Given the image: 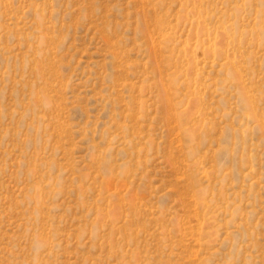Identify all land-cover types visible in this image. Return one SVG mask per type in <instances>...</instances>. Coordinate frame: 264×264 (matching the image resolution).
<instances>
[{"label":"rangeland","instance_id":"1","mask_svg":"<svg viewBox=\"0 0 264 264\" xmlns=\"http://www.w3.org/2000/svg\"><path fill=\"white\" fill-rule=\"evenodd\" d=\"M0 264H264V0H0Z\"/></svg>","mask_w":264,"mask_h":264},{"label":"bare ground","instance_id":"2","mask_svg":"<svg viewBox=\"0 0 264 264\" xmlns=\"http://www.w3.org/2000/svg\"><path fill=\"white\" fill-rule=\"evenodd\" d=\"M242 95H243V94H242ZM243 96H244V95H243ZM243 96H242V97H243ZM247 107H248V106H247Z\"/></svg>","mask_w":264,"mask_h":264}]
</instances>
